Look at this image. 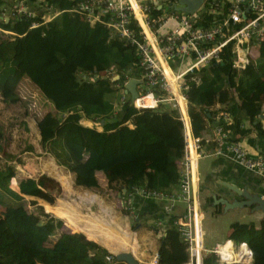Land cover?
Masks as SVG:
<instances>
[{"label": "trees", "instance_id": "obj_1", "mask_svg": "<svg viewBox=\"0 0 264 264\" xmlns=\"http://www.w3.org/2000/svg\"><path fill=\"white\" fill-rule=\"evenodd\" d=\"M13 1L0 0V12L7 17H0V99L5 104L19 101L17 86L28 80L49 102L52 111L36 119L41 149L72 174L76 186L96 191L100 174L107 187L118 192L124 187V215H128L124 197L132 187L165 193L176 190L177 164L183 148L178 110L167 103L136 108L128 94L120 100L125 80L133 77L140 81L136 46L129 39L109 34L107 15L90 23L80 13L69 10L76 0H43L50 5L48 11L39 0H24L35 13L29 18L11 14ZM221 2L217 10L210 12V0H205L196 11V24L207 26L221 21L228 5L225 0ZM42 13L53 16L41 22ZM159 13V9H150L152 16ZM32 21L38 23L29 27ZM130 28L141 40L140 28L132 16ZM254 46V55L248 51L247 62L240 68L233 66L236 57L229 42L220 48L217 59L184 76L190 131L200 138L201 145L205 126L215 123L216 113L224 112L230 118V123L223 125L227 140H245L264 155V128L258 120L264 111V40ZM242 47L245 50L247 45ZM215 105L217 108L212 109ZM2 136L0 125V139ZM213 149L214 142L210 151ZM24 150L33 148L28 144ZM3 156L14 158L6 152ZM0 178V264H125L82 233L66 231L61 218L41 209L49 212L58 199L66 200L67 190L56 180L46 175L38 176L36 181L25 177L15 186L9 165L0 168ZM25 198L36 200L38 204L34 203L41 208H28ZM134 199L135 195L132 202ZM63 214L73 225L64 220L69 228L101 244L108 243L100 234L94 237L86 231L82 217L70 210ZM158 217L166 221L160 225L163 235L157 263L180 264L187 253L174 223L176 217L164 210ZM228 237L246 241L249 264H264V216L257 228L252 222L230 223ZM106 255L110 260L105 259ZM202 264L218 263L213 254H206Z\"/></svg>", "mask_w": 264, "mask_h": 264}, {"label": "built area", "instance_id": "obj_2", "mask_svg": "<svg viewBox=\"0 0 264 264\" xmlns=\"http://www.w3.org/2000/svg\"><path fill=\"white\" fill-rule=\"evenodd\" d=\"M39 1L43 2L46 11L50 9V5L43 0ZM225 1L228 3L226 16L221 21L207 26L196 24V11L202 3L195 11L186 14L174 8L176 0H76L69 9L80 13L90 23L100 21L102 16L107 15L105 24L109 28V34L129 39V42L136 46L141 76L138 91L136 89L137 95L131 100L134 107L153 108L160 103H167L171 108L178 110L183 125V148L177 164L179 171L176 190L165 193L154 189L132 187L124 197V204L128 215H131L133 196L137 194L183 203V212L174 215L176 217L174 223L181 240L186 245L187 253L186 259L180 264H202L206 253L213 254L219 264H249L251 259L250 250L244 240L234 241L228 237L222 242L215 243L210 249L202 247L199 232L202 211L193 188L198 159L208 154H218L223 150L230 153L236 163L264 178V155L257 150H248L241 140H227L223 125L229 124L230 118L226 113L220 112L214 116L216 119L213 126L214 149L208 153L203 151L200 138L193 136L190 131L184 94L187 84L184 76L193 69L217 59L220 48L229 42L234 47L236 57L233 66L240 68L247 62L248 48L264 40V0ZM221 4V0H210L209 11L214 12ZM150 9H159L160 13L152 16ZM56 13L54 12L53 15ZM11 14L24 18L35 15L27 8L24 0L13 1ZM0 15L7 19L3 11ZM53 15L42 13L41 22L50 19ZM131 16L140 28L141 40L135 37V33L130 28ZM37 23L32 21L29 27ZM207 43H211L210 46H207ZM243 44L247 45L245 50ZM168 59L187 63L182 69L174 70L162 65L163 60ZM116 76L112 78L116 79ZM190 80L193 78L191 77ZM120 94V100H123L128 93L122 91ZM263 115L264 113L259 117L261 124ZM163 210L170 212L169 206H164ZM161 223L159 221L156 223L160 230H162ZM105 259L110 260V256L106 255ZM143 264L158 263L155 257Z\"/></svg>", "mask_w": 264, "mask_h": 264}, {"label": "crops", "instance_id": "obj_3", "mask_svg": "<svg viewBox=\"0 0 264 264\" xmlns=\"http://www.w3.org/2000/svg\"><path fill=\"white\" fill-rule=\"evenodd\" d=\"M254 45L250 47L248 50L250 55H254ZM191 60V59H190ZM186 61L178 62L177 60H163L162 65L173 68L174 70L182 69L186 65ZM218 105H215L212 109L217 108ZM264 113L258 116L259 117ZM264 118V115H263ZM244 125V123H243ZM264 127V119L262 123ZM213 126L214 124H207L203 131L201 132L203 136V143L202 147L206 151H210L212 149L213 143ZM206 139V140H205ZM245 145L246 148L250 151L255 150L256 147H252L245 140H241ZM201 162H197L195 168V174L193 178V188L197 194L199 199L200 208L202 211V218L199 225V232L202 241V247L204 249H210L215 243L222 242L229 235V224L225 230V234L222 233L218 234L217 236H211L209 233L213 231V228L203 227L201 222L205 219V211L208 208L211 209V213H224L226 214V210H224L223 204L219 202H214L213 197L215 198H226L228 200L238 199L235 193L228 189L227 185H234L237 188H245V190L249 193H257L260 195L264 194V178H262L258 173L248 170L233 159L230 153L227 151H221L218 154L212 155L208 154L204 157H200ZM226 183V184H224ZM14 185H18V182ZM173 188V187H172ZM171 188V189H172ZM92 192V191H90ZM86 190H82L77 192V194L73 197L68 196L72 201L76 202L74 212L75 216H80L82 218L90 219L97 224L100 225L102 231L101 232H109L111 236L117 235H124L126 232V225L123 219L115 213L113 208L109 206L104 199L101 197L94 195ZM143 196L135 195L134 202H132L133 208V218L140 221L137 224V228H132L134 234L130 237L133 251H134V258L138 261L139 264L147 263L151 261L153 258L156 257L157 259V248L160 243V238L163 235L162 230L158 228L156 223L162 222L164 223L166 219L162 220L161 212L163 207L165 206V202L160 199H151L145 200L142 198ZM96 204L97 208L95 210H91L88 208L90 204ZM120 203V202H119ZM79 207V208H78ZM174 215L181 214L184 210V205L181 202H177L174 205ZM235 208V207H233ZM247 210V214L250 218L248 221L252 222L254 226L258 227V221L264 216L259 210H251L250 207H239ZM231 209V208H229ZM127 218V224L130 226V216L124 215ZM157 217L161 220H158ZM63 220L65 230L68 232H80L82 233L86 239L92 240L97 243L99 246L103 247L109 254L113 255L116 252L120 251H111L107 249L104 245L98 243L94 239L88 238L82 231H77L74 229L69 228L64 219ZM157 219V220H155ZM217 218L214 216V223L216 222ZM234 222V221H233ZM239 222V221H237ZM243 223V222H242ZM215 230H218L215 227ZM98 235V234H97ZM97 235L94 237H97ZM204 240H207L208 243H212V246H204ZM124 251V250H123ZM207 254V253H206ZM205 254V255H206ZM204 255V256H205ZM215 257V256H214ZM216 260V257H215ZM217 262V260H216ZM218 263V262H217ZM219 264V263H218Z\"/></svg>", "mask_w": 264, "mask_h": 264}, {"label": "rangeland", "instance_id": "obj_4", "mask_svg": "<svg viewBox=\"0 0 264 264\" xmlns=\"http://www.w3.org/2000/svg\"><path fill=\"white\" fill-rule=\"evenodd\" d=\"M17 92L19 94L20 100L13 104H5L0 99V125L3 131V136L0 139V168L4 169L8 165L12 166L15 183L18 182L21 178H25V177H29L34 181H36L34 178L40 175H45V173L43 172L44 168L42 164L50 160L53 165L55 164L54 165L55 167L57 166V168L61 169L62 171L64 170L63 172L70 174V184H71L70 186L72 188L74 187L73 188L74 194L68 193V191H66L67 192L65 194L66 200L58 199L57 205L51 209L52 213L45 211L43 207L41 208L39 205H37L38 202L36 200L25 198L26 206L28 208L34 209L35 206H38L45 213H48L57 218L62 217L66 222L70 223V221L65 218L63 213L66 210H70V212H74V209H76L75 208L76 202L72 201L68 196L73 197L77 194V191L79 192L85 190L86 188L74 185L72 174L68 172L65 168L57 165L54 159L49 154L45 153L40 147L39 135L36 128V119L39 118L44 112L52 111L49 102H47L41 96L38 90L28 80H22L19 83V85L17 86ZM83 123L87 125H92V123L89 121L86 122L83 121ZM28 144L32 146L33 148L32 151L24 150L25 145ZM202 149L205 151L204 148ZM3 152L12 154L14 158L12 160L5 158L3 156ZM199 162H201V160H199ZM97 177L99 179L100 187L98 190L92 192L97 194L102 199H104L106 203L113 208L115 213H117L120 216V218L123 219L126 225L125 227L130 228L127 224V218L124 216L122 206L119 203V199L116 198V194L118 193V191H116L113 188L107 187L105 182L102 181V176L100 174H98ZM11 189L15 190L14 187ZM62 192H60V194H62ZM34 202H36L37 204ZM56 207H58V210L53 211ZM88 208L91 210H95L97 206L96 204L92 203L88 205ZM2 210L3 209L0 208V212ZM210 211H211L210 208H208V210L205 211L206 216L205 219H203V221L201 222V225L203 227L213 228V231L209 233L211 236H217L220 233L224 235L228 223L230 222L233 221H239L243 223L250 222L248 221V218H250L249 215L247 214L248 212L246 209L243 208L235 207L228 209L226 211V214L224 213L215 214V213H211L212 211L211 212ZM164 212L169 213L168 211H164ZM133 215L134 212L131 215L130 214L127 215L130 216L129 223L131 226L130 228L131 233H134L133 232L134 230L132 228L136 227L137 224L140 223L139 220L133 218ZM214 216H216L217 218L215 223H214ZM215 227H217L218 230H215ZM128 242H129L127 245L128 247L126 246L125 251H128V248L130 249L133 248L131 241L128 240ZM211 244L212 243H208L207 240H204L205 247L206 246L210 247L212 246ZM102 245L108 247V249H112V251L114 252L113 245L110 242Z\"/></svg>", "mask_w": 264, "mask_h": 264}, {"label": "water", "instance_id": "obj_5", "mask_svg": "<svg viewBox=\"0 0 264 264\" xmlns=\"http://www.w3.org/2000/svg\"><path fill=\"white\" fill-rule=\"evenodd\" d=\"M203 0H176V5L174 8L179 11H183L186 13H191L195 11ZM247 11V8L245 9ZM6 20V18H5ZM117 77V76H116ZM139 80L133 77H130L125 82L124 92L128 93L129 99L133 100L137 95L136 85L139 84ZM102 121L100 120L99 123ZM226 184V183H224ZM228 189L232 190L238 199L228 200L226 198H215L213 197L214 202H219L223 204L224 210L233 208V207H250L251 210H259L264 213V194L260 195L257 193H249L245 190V188H237L234 185H227ZM10 188V187H9ZM13 190V189H12ZM15 191V190H14ZM18 192V189L17 191ZM125 192V188L122 187L120 192L116 194V198L119 199L120 205H122L121 197ZM114 259L116 261L124 262L125 264H139L138 261L134 258V256L127 251H120L113 254Z\"/></svg>", "mask_w": 264, "mask_h": 264}, {"label": "bare ground", "instance_id": "obj_6", "mask_svg": "<svg viewBox=\"0 0 264 264\" xmlns=\"http://www.w3.org/2000/svg\"><path fill=\"white\" fill-rule=\"evenodd\" d=\"M54 165L52 164L51 160L46 161L42 164V166L44 168L43 172L45 173V175L56 180L59 183L60 187L65 188L68 191V193L74 194V189H73L74 187L72 188L70 186L71 185L70 184V174L63 172L64 170L62 171L61 169L57 168V166L55 167ZM36 178H34V179H36ZM86 191H88V190H86ZM90 193L96 195L93 192H90ZM160 200H162V199H160ZM162 201H164L166 203L165 206H169V211L171 212V214H174V209H175L174 205L177 202L166 201V200H162ZM54 205H55V203L53 204V206ZM51 209L49 210V212H51ZM70 213L72 214V212H70ZM81 224H82V227L86 231H88L91 235L100 234L105 241L110 242L113 245L114 251H123V250L125 251V248L129 243L128 240H130V237L134 234V233L130 232L131 231L130 228H126V232L124 235L111 236L109 232H101L102 229H101L100 225L97 224L96 222L90 220V219H87V218H83L81 220ZM109 250L112 251V249H109ZM127 252L131 253L134 256L133 248L132 249L128 248Z\"/></svg>", "mask_w": 264, "mask_h": 264}, {"label": "clouds", "instance_id": "obj_7", "mask_svg": "<svg viewBox=\"0 0 264 264\" xmlns=\"http://www.w3.org/2000/svg\"><path fill=\"white\" fill-rule=\"evenodd\" d=\"M121 201H122V198H121ZM126 215V214H125Z\"/></svg>", "mask_w": 264, "mask_h": 264}]
</instances>
